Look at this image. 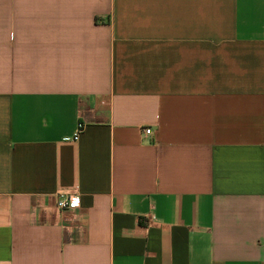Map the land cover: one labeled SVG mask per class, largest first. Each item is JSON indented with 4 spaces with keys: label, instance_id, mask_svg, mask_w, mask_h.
<instances>
[{
    "label": "crops",
    "instance_id": "1",
    "mask_svg": "<svg viewBox=\"0 0 264 264\" xmlns=\"http://www.w3.org/2000/svg\"><path fill=\"white\" fill-rule=\"evenodd\" d=\"M0 264H264V0H0Z\"/></svg>",
    "mask_w": 264,
    "mask_h": 264
},
{
    "label": "built area",
    "instance_id": "2",
    "mask_svg": "<svg viewBox=\"0 0 264 264\" xmlns=\"http://www.w3.org/2000/svg\"><path fill=\"white\" fill-rule=\"evenodd\" d=\"M83 131V125H79L76 134L74 135L73 139L77 141L79 136ZM146 134L151 133V129L147 128L145 131ZM56 207L59 210H76L81 205V193L78 189H64L56 191ZM152 218H155L152 215Z\"/></svg>",
    "mask_w": 264,
    "mask_h": 264
}]
</instances>
